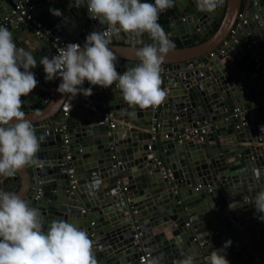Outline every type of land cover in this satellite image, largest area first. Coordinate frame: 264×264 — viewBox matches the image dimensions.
Returning <instances> with one entry per match:
<instances>
[{"label":"water","instance_id":"obj_1","mask_svg":"<svg viewBox=\"0 0 264 264\" xmlns=\"http://www.w3.org/2000/svg\"><path fill=\"white\" fill-rule=\"evenodd\" d=\"M13 1L17 0H0V20ZM30 1L37 4L36 19L68 41L81 30L95 29L86 3L77 8L72 0ZM150 1L141 0L155 2ZM240 1L224 0L222 7L206 13L198 10L196 0H176L163 13L159 23L183 47L165 57L168 75L162 87L167 96L158 109L131 108L114 85L98 94L85 81L83 87H91L93 94L77 95L72 109L70 98L56 91L48 109L27 116L44 137L38 154L41 165L20 170L14 177H0V191L10 192L9 182L19 185L17 194L40 211L45 229L54 220H65L86 230L94 241L96 259L103 261L100 264H137L142 249L150 253V260L160 258L162 264H177L181 251L185 257L197 258L195 264H206L200 256L224 247L226 241L231 242L224 253L230 264H264V220L254 203L256 194L264 191V82L254 61L264 60V29L259 30L258 20L244 18L235 43H227ZM248 2L264 21L260 7L264 0ZM50 9L60 10L62 16L52 15ZM220 16L218 23L215 18ZM4 26L19 47L35 51L39 66L31 71L43 73L39 61L44 56L37 55L48 45L35 41L15 23ZM247 36L262 47L255 58L242 44ZM120 37L124 45L111 48L117 56L116 70L122 74L139 63L136 51L141 46L132 39L125 41L127 34ZM143 37L142 45L152 43L147 34ZM206 62L208 69L198 72L197 67ZM43 86L54 83L45 80ZM28 96L39 100L32 109L50 97L38 88ZM55 107L71 112L65 125L66 145L60 135L44 134L50 123L46 118L41 121L40 114ZM235 108L246 115L243 124L231 118ZM104 114L115 123L113 127L97 124ZM202 121L208 124L202 142L171 138L172 133ZM36 181L41 182V191L34 199ZM203 188L209 189L206 195Z\"/></svg>","mask_w":264,"mask_h":264},{"label":"clouds","instance_id":"obj_2","mask_svg":"<svg viewBox=\"0 0 264 264\" xmlns=\"http://www.w3.org/2000/svg\"><path fill=\"white\" fill-rule=\"evenodd\" d=\"M80 8L87 4L91 19L106 25L87 35L81 46L69 43L51 58L44 56L45 79H61L56 91L71 101L77 95L89 97L92 86L117 89L123 101L131 108L148 109L161 105L167 93L162 84V65L175 48L162 25L161 14L175 6V0H72ZM201 12L212 13L222 7L224 0H196ZM54 16H62L58 9H50ZM127 34L138 40L145 34L152 43L139 47V63L122 74L116 70L117 56L111 50L112 38ZM34 52L19 47L13 32L0 26V177H13L20 170L42 163L38 154L44 137L38 135L32 121L27 119L21 97H27L38 85L31 69L37 66ZM264 131V127L261 128ZM99 183V180H95ZM256 212L264 220V191L255 196ZM213 206V205H212ZM211 206V207H212ZM233 209V205H229ZM214 249L206 264H230L225 249ZM0 264H97L94 241L86 230L65 220H54L44 228L40 211L16 193L0 191ZM148 264H162L160 258ZM178 264H195L188 254Z\"/></svg>","mask_w":264,"mask_h":264},{"label":"built area","instance_id":"obj_3","mask_svg":"<svg viewBox=\"0 0 264 264\" xmlns=\"http://www.w3.org/2000/svg\"><path fill=\"white\" fill-rule=\"evenodd\" d=\"M176 1V0H175ZM45 3H50L52 0H44ZM37 4L34 3L33 1L30 0H17L11 2L8 7L6 8L4 17L0 20V26H4L7 23H15L16 25L22 27L25 31H27L33 38L37 40H42L46 42L50 48V58L53 55L58 54V50L63 47L66 44L69 43H78L86 41V37L88 34H90L92 31H84L81 30L79 33V39H73V40H66L62 38L61 36L53 33V31L45 26L41 21L36 19L33 9ZM170 10V9H169ZM167 10L166 12H168ZM162 15L160 18H162ZM242 14H237L236 16V22L234 23L233 28L229 31L230 38L233 39V41H227V43H235L236 39L233 38V36L236 34V31L241 29V26L244 24ZM166 21H170V17L165 18ZM106 28V26L99 28V30H103ZM124 34V33H122ZM115 37V36H114ZM133 40V39H132ZM135 43L137 46H143L142 41L135 40ZM242 44L244 45V48L249 51L250 57L255 58L256 55L259 54L260 52V47L257 44V39L252 37V36H247L243 40ZM255 61V66L260 68V75L261 78L264 82V60H259V59H254ZM163 72H162V80L166 78L168 75L167 68L166 66H163ZM201 76V74H199ZM36 79L38 80V85L36 88H41L43 85V82L46 80L45 79V72L40 73V74H35ZM95 89L97 90L98 94H102L105 91V88H102L100 86H95ZM48 90V94L51 97L53 88L50 87ZM156 107L154 108V110ZM63 116L66 117L67 113L63 112ZM231 118L236 119L238 123L243 124L247 117L244 113L241 112L239 108H235L232 112ZM99 126H103L106 124L109 128L113 127V123L108 121V116L104 114L102 119L98 121L97 123ZM157 127V125H155ZM66 126L65 124L58 122L55 124L49 125L47 129L44 131V134L47 135L48 131L51 132L52 134L55 135H60L62 138V145L67 144V139H66ZM208 131V124L204 121L202 122H196L195 127L191 129H185L182 133H172L171 138L177 142H180L181 139H193L198 142H202L205 138V135L207 134ZM64 159L68 160L69 156L66 154L64 156ZM155 165L160 166L161 162L159 160H154ZM71 169H68V174L71 173ZM162 176L168 177L169 175L166 172H162ZM69 178L71 179L72 177L69 175ZM74 181H70V186L73 187ZM125 184H123L124 186ZM40 186L41 182L36 181L35 182V188L34 190V199H37L38 196L40 195ZM124 188V187H123ZM207 190H209L207 188ZM134 240L137 241V235L133 236ZM150 260V253L146 249H142L139 257L137 258V263L138 264H148V261Z\"/></svg>","mask_w":264,"mask_h":264},{"label":"crops","instance_id":"obj_4","mask_svg":"<svg viewBox=\"0 0 264 264\" xmlns=\"http://www.w3.org/2000/svg\"><path fill=\"white\" fill-rule=\"evenodd\" d=\"M149 2H151L150 0H149ZM50 3H52V2H50ZM254 5H257V3H254ZM252 3H250V2H248V0H241L240 1V6H239V14H242V16H243V18H248V19H252V20H258L259 21V23L261 24V29H259L261 32H262V30L264 29V21H262V19H261V17H260V12H257V11H254L253 9H252ZM260 7H261V10H264V2H261V5H260ZM258 10V9H257ZM254 11V12H253ZM249 12H251L252 14H251V16H249ZM181 14H182V11L180 12ZM263 15H264V11H263ZM221 16H222V14H221ZM221 16L219 17V18H215V20L219 23L220 22V20H221ZM234 22H236V19H235V21ZM104 26H106V25H101L100 23H99V21H96L95 20V23H94V30H98L99 28H101V27H104ZM234 26V25H233ZM20 27V26H19ZM22 28V27H21ZM93 30V31H94ZM23 31H25V30H23ZM23 33H25V32H23ZM239 33V30H237L236 31V35ZM170 34H172V32H169V33H167V35H168V37L170 38V40L174 43V45H176V47L174 48V49H179V48H182L183 46H182V44H181V42H180V40L178 39V37L177 36H170ZM30 37H32V36H30ZM70 38H73V39H79V35L77 36V37H74V36H71ZM233 38L234 39H236L235 38V36H233ZM32 39H34L35 41H37L38 42V40L37 39H35V38H33L32 37ZM119 40V41H118ZM120 40H121V37H119V38H116V37H113L112 38V43H111V45H110V47H118V46H122V45H124L123 44V41H121L120 42ZM125 41H128L129 40V37H127L126 39H124ZM139 40L140 41H142V40H144V37H141V38H139ZM226 40H228V41H233V39H231L230 38V35L229 34H227V36H226ZM43 43H46V42H43ZM85 43V41H81L80 42V45L81 46H83V44ZM47 44V43H46ZM232 44V43H231ZM48 45V44H47ZM260 47V49H261V51H262V47L261 46H259ZM111 50L113 51V50H115V48H111ZM260 51V52H261ZM35 52V51H34ZM114 52V51H113ZM41 55H43V56H49L50 57V49H49V46H48V48H46V49H44V51L43 52H40L37 56L40 58L41 57ZM214 56V55H213ZM39 65L37 64V66L36 67H38ZM164 66V65H163ZM168 66H166V68H167ZM208 67H209V64H208V62H206V63H204L203 65H200L199 67H197V69H198V72H202L203 70L205 71V70H207L208 69ZM189 70H193L192 69V67H189ZM36 74V73H35ZM170 74H173V72H170ZM62 81H61V79L60 78H57L56 80H53V83H54V87H52L53 88V92H52V96L51 97H49V99H48V101L47 102H45V103H43L42 105H41V107H38V108H36V109H32L31 108V104L33 103V102H39V100H38V98L35 96V97H31V99L32 100H30V98H29V96H27V97H24V98H21V100H22V105H23V108H24V110H26V114L28 115V116H35L36 114H34V113H37L38 111V113H42L43 111H45L46 109H48L49 108V106L53 103V101H54V99H55V96H56V89H57V87H58V85L61 83ZM50 87H46V86H43L42 85V87L41 88H38V89H40L41 91H43V92H48V90L47 89H49ZM164 89V88H163ZM167 91V90H166ZM89 107H91L90 105H88ZM159 107V106H158ZM158 107H156L157 109H158ZM43 109V110H42ZM57 108L55 107V109H53V110H51L50 112H48V113H43V114H40L41 115V121H43V119L44 118H46V122H48V123H50V124H55V123H58V122H61V123H63V124H65V125H68V123L70 122V120H69V117H71V112L70 111H68V110H66L65 112L67 113V116L66 117H64L63 116V112L62 111H57L56 110ZM91 109V108H90ZM56 110V111H55ZM93 110H94V108H93ZM46 114V115H45ZM95 119H98V117L97 118H95ZM101 120V119H100ZM109 121V120H108ZM112 123L113 124H115L113 121H112ZM49 124V125H50ZM156 124V121H152V126H154ZM49 127V126H48ZM154 129H156L155 127H154ZM153 129V131H155ZM66 132H67V128H66V130H65ZM191 142H193V140H190ZM193 143H195V142H193ZM155 158H157V156H155L154 157V159ZM14 177V176H13ZM16 181H18V179H16ZM8 187L10 188V192H12V193H16L17 194V191L20 189L19 188V185H16L14 182H9L8 184ZM202 192L205 194L206 192H207V190L206 189H202ZM206 195V194H205ZM21 198V197H20ZM200 204V203H199ZM211 251H213V250H211ZM210 251V252H211ZM210 252L209 253H207L206 255H204V256H200V258H202L203 260H205V262L208 260V257L210 256ZM176 258H179L180 260L181 259H183V258H185V256H184V253L181 251V252H179L177 255H176ZM195 259H197V258H195ZM180 260H178V261H180ZM103 261L101 260V259H97V264H100V263H102ZM138 264V263H137ZM177 264H178V262H177Z\"/></svg>","mask_w":264,"mask_h":264},{"label":"trees","instance_id":"obj_5","mask_svg":"<svg viewBox=\"0 0 264 264\" xmlns=\"http://www.w3.org/2000/svg\"><path fill=\"white\" fill-rule=\"evenodd\" d=\"M175 47H176V45H175ZM177 260H180L179 258H177Z\"/></svg>","mask_w":264,"mask_h":264}]
</instances>
